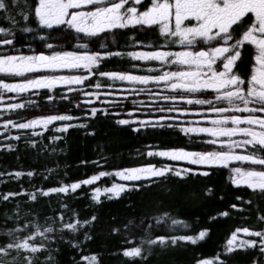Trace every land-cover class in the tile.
Masks as SVG:
<instances>
[{"label": "snow or ice", "instance_id": "obj_1", "mask_svg": "<svg viewBox=\"0 0 264 264\" xmlns=\"http://www.w3.org/2000/svg\"><path fill=\"white\" fill-rule=\"evenodd\" d=\"M0 13L4 14L3 18L11 26L22 24L25 32H39L40 40L44 43L42 51H33L28 45L30 54L23 51L0 54V74L6 76L0 78V117L35 105V101L21 98L24 93L36 95L38 90H53V94L45 97L53 101L59 85L67 86L68 95H61V100H68L71 94H76V107H80L79 97H85L84 103L90 105L89 110L84 112L85 117H95L100 112L108 115V108L91 106L94 101L101 100V87L109 89L105 95L117 97L108 103L119 104L140 93L152 95L147 86L154 84L172 90L171 93L157 95L163 100L174 102L171 107L156 105L157 112H196L203 122L197 124L194 121L192 125L168 124V127L178 126L185 134H209L211 140L207 143L219 145L221 149L195 151L186 147L163 148L154 145L148 150V156L190 161L193 167L142 163L114 169L112 173L99 171L72 183L61 181L59 186L39 189V194H75L82 185L91 186L109 175L131 182L94 187L92 198L99 202L101 193L107 194L109 199L119 198L128 192H144L146 188L172 178L187 181L196 176L207 177L212 174L210 166L230 165L236 161L248 166L233 167L231 183L246 185L256 196L264 198V0H0ZM17 15L19 20L16 19ZM58 26L75 30L77 35L71 31L65 32L64 27ZM119 29H128L133 33L131 39L138 50H109V44L104 41L111 35L112 42L116 43V31ZM140 29L156 32V41L145 44L137 39L135 33ZM0 33L6 37L0 38V45L14 47L19 40L12 27L0 26ZM69 37L76 41L75 48L69 43ZM176 45L180 46L179 50L175 49ZM248 46L254 49V60L249 71L242 73V56ZM146 47L154 50H144ZM113 56H128L137 61L149 62L150 65L155 62V66H149L147 71H158L159 74H137L139 64H132V70L129 71H101L103 63ZM97 77L109 78L111 83L104 85ZM92 80L95 83H91ZM116 82H121L119 91L116 90ZM123 82H128V86L125 87ZM88 87L96 91H87ZM8 93H15V96L9 97ZM176 101H185L186 104L180 105ZM131 102L137 104L136 99ZM139 103L143 105L144 102ZM128 111L131 115L139 109L132 107ZM79 119L67 114L39 115L23 122L2 119L0 132L30 130L33 137L30 143L38 147L39 137L53 122H60L57 131L61 133H67L73 127H90L85 123H71ZM168 119L178 121L179 117L158 115L141 119L135 116L133 119H119L116 123L129 127L135 125L132 130L139 132L141 127L147 128L149 125L164 127ZM91 134L95 135V130ZM12 138L20 140L21 136L5 137ZM61 138L53 136L51 139ZM12 147L10 143L0 144V148L11 150ZM52 171L48 169L49 173ZM4 175L32 176L35 172L0 173V176ZM211 191V188L206 189L209 194ZM22 194H28V190L0 194V199L8 201ZM29 197L31 201H37V191L30 193ZM236 199L239 203H233L230 206L232 209L246 211L245 203H253L252 199L245 201L242 196ZM256 206L259 209V202ZM68 207L65 203L58 215L46 218L41 224L39 212L30 209L25 216H21L20 205L17 204L16 210L8 217L14 226L0 229V264H60V249L50 245L63 240L65 230L79 234L84 225H93L98 219L93 215L81 220L79 213L73 212L66 220L65 211ZM29 215L32 219H28ZM219 215L227 216L229 212L225 210ZM257 222L264 224V212H259ZM133 228L143 229L144 234L139 237L136 246L123 247L118 251L125 257L140 258L142 264H147L157 247H179L181 242L196 244L210 232L209 228L204 227L194 234H171L191 229L192 225L182 218L174 217L169 211H162L156 217L143 216L138 221L129 220L122 227H113L112 232L119 234L123 230L130 234ZM156 228L168 230L169 234H157L154 231ZM238 233L254 238L244 239L238 237ZM82 234L85 240L91 239L87 231ZM68 243L73 248H79L82 241L70 239ZM237 248H250L264 254V227L244 226L233 231L224 251L232 253ZM82 260L87 264H99L96 255L82 256ZM216 261L226 264L219 255L215 259H200L196 264H216ZM253 264L261 262L256 259Z\"/></svg>", "mask_w": 264, "mask_h": 264}, {"label": "trees", "instance_id": "obj_2", "mask_svg": "<svg viewBox=\"0 0 264 264\" xmlns=\"http://www.w3.org/2000/svg\"><path fill=\"white\" fill-rule=\"evenodd\" d=\"M0 13V26L12 27L13 32L19 37L14 47L0 45V54H15L17 51L28 52V45H31L33 51L44 50V43L40 40L39 32L28 33L24 31V25L11 26ZM16 19H20L17 15ZM64 27V26H58ZM51 32V30H48ZM64 31H71L77 35L75 30H69L64 27ZM58 35V33H52ZM156 32H145L140 29L135 33L137 39L147 44L149 41H156ZM133 33L128 29H119L116 31V43L112 42L111 35L104 41L109 44V50L119 49L123 52L138 50L131 39ZM0 38H6L0 33ZM69 43L73 48L76 47V41L69 37ZM162 43V41H160ZM144 50H154L145 48ZM132 64H139L136 69L137 74H150L147 69L149 62L137 61L128 56H113L104 63L101 71H129L132 70ZM45 74V73H42ZM72 74V73H66ZM0 78H6L5 74H0ZM101 83L106 85L111 83L109 78H99ZM91 83H95L92 80ZM125 87L128 82H123ZM121 82H116V90H120ZM153 86V89L150 88ZM66 87L57 86L55 99L48 101L45 97L53 94V90H38L36 95L28 93L21 94L25 101H35V105H28L25 109L15 110L13 113H5L2 119H13L23 122L39 115L49 114H67L73 117H79V120H73L71 123L89 124V128L73 127L67 133L57 131L60 122H53L44 135L39 137L40 144L33 147L30 140L33 138L30 130L12 129L11 131L0 132V144H12V149L0 148V173H10L15 171L29 172L34 171L35 175L0 176V194L6 195L9 192L21 193L23 189L28 190V194H22L18 197L10 198L8 201L0 199V229L13 227L9 216L16 210V205H20L21 216H25L31 209L33 212H39L40 222L44 223L46 218L58 215L62 206L67 203L68 209L65 211V217L71 216L73 212H78L80 219H89L96 215L97 221L93 225H84L81 233H72L65 230L63 240L50 247L60 249L58 259L60 264H87L82 260V256L96 255L99 264H142L140 258L125 257L118 251L123 247H134L138 239L144 234L143 229L133 228L131 233L121 231L119 234L113 233V227H122L129 220L138 221L143 216L156 217L162 211H169L174 217L182 218L192 225L191 229H182L179 233L171 234H194L200 229L207 227L209 234L196 244L191 242H181L179 247L154 249L149 257L147 264H196L200 259H215L217 255L221 256L226 264H253V261L259 259L264 264V254L254 249H235L232 253L224 251L231 233L244 226L264 227V224H258L257 216L259 212H264V198L256 196L246 185H234L231 183L230 176L233 167L248 166L246 163L233 161L230 165L210 166L211 175L196 176L187 181H178L175 178L157 185L149 187L144 192H128L121 197L109 199L107 194L101 193L99 202L95 201L92 193L94 187L109 186L112 182L107 177H102L100 181L93 185H82L75 194L65 196L64 194L52 193L44 196L39 194V189L59 186L61 181L72 183L76 180L86 179L87 177L99 172H111L114 169L137 166L142 163L160 164H180L184 167H193L189 161H174L170 157L148 156L147 152L152 146L172 148L186 147L195 151L221 150L220 146L212 147L202 144L201 137L194 133L185 134L178 126L168 127V124H186L187 115L181 112H157L156 105L171 107L174 102L159 98L158 95H148L140 93L133 95L121 103H108L114 101L117 97L105 95L109 92L107 87H101V100L94 101L91 106L104 107L109 109V114L100 112L95 117H85L84 112L89 110L90 105L84 103L85 97H79L80 107H76V94H71L68 100H61V95H68ZM143 87V85H138ZM151 93L153 90H159L154 84L147 86ZM161 87V86H159ZM164 89V88H162ZM87 91H96L88 87ZM170 89L160 90L161 93L171 92ZM9 97L15 96V93H8ZM94 99V98H93ZM132 99L137 100V104H132ZM143 101V105L139 103ZM18 102V101H5ZM175 103L185 105V101H176ZM136 107L138 112L129 115V109ZM119 113V115H116ZM165 115L168 117H179L178 121L168 119L164 127H141L139 132L132 129L135 127L118 125L119 119H133L135 116L141 119L152 116ZM39 130V128L37 129ZM95 130V135H92ZM20 135V140L5 139ZM53 136L62 137L59 140H52ZM54 149V150H53ZM87 161L88 163H84ZM99 161V163H92ZM208 167V166H205ZM48 169H53L51 173ZM131 183V182H124ZM211 188V193L206 189ZM171 189V191H169ZM37 191V201L30 200L29 194ZM195 193V195H193ZM242 196L244 200L252 199V205L245 203L246 211L232 209L233 203H239L237 197ZM259 202V209L257 203ZM227 210L229 215L223 216L219 213ZM215 217V219H210ZM28 219H32L29 215ZM51 223V220H49ZM59 227V225H57ZM87 231L91 239L85 240L83 232ZM157 234H169L168 230L161 231L154 229ZM59 235V233H58ZM135 237V238H134ZM254 238V237H250ZM80 240L82 244L79 248H73L68 240ZM219 264V261H216Z\"/></svg>", "mask_w": 264, "mask_h": 264}, {"label": "flooded vegetation", "instance_id": "obj_3", "mask_svg": "<svg viewBox=\"0 0 264 264\" xmlns=\"http://www.w3.org/2000/svg\"><path fill=\"white\" fill-rule=\"evenodd\" d=\"M179 48H180L179 45L175 46L176 50H179ZM254 54H255L254 53V49L251 46H248V50L243 52V56H242L243 64L240 67V71L242 73H247L249 71L251 63L254 60ZM150 66L154 67L155 66V62H153V64L150 65ZM173 70H175V68H173ZM142 74H144V73H142ZM150 74H159V72L158 71L157 72H152ZM150 88L153 89V86H151ZM157 88L159 90H153L152 94L157 95V94L161 93L160 90H164L165 89V88L162 89L163 88L162 86L161 87H157ZM208 91L210 92L211 90H208ZM205 98H210V97H205ZM218 106H225V105H218ZM189 107H191V106H189ZM196 107H199V106H196ZM186 115H187V120H188L186 125H192L194 121L197 124H202L203 123L200 120L199 114L196 113V112H190V113H187ZM208 123H210V122H208ZM205 126H207V125H205ZM194 134L199 136V137H201L200 139H201L202 144H205V145H208V146H212V147L219 146V145H214V144L207 143V141L211 140V137H210L209 134H206V133H194Z\"/></svg>", "mask_w": 264, "mask_h": 264}, {"label": "rangeland", "instance_id": "obj_4", "mask_svg": "<svg viewBox=\"0 0 264 264\" xmlns=\"http://www.w3.org/2000/svg\"><path fill=\"white\" fill-rule=\"evenodd\" d=\"M189 162H190V161H189ZM112 172H113V171H111V172H109V173H112ZM106 177L112 180V182L110 183V185H109L108 187H111V185H112L113 183H124V182H126V181H123V180H122L121 178H119V177H115L114 175H109V176H106ZM237 235H238V237H242V238H244V239H249V238H250L248 235L243 234V233H238Z\"/></svg>", "mask_w": 264, "mask_h": 264}]
</instances>
